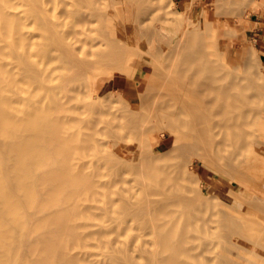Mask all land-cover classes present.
I'll use <instances>...</instances> for the list:
<instances>
[{
    "label": "bare ground",
    "instance_id": "1",
    "mask_svg": "<svg viewBox=\"0 0 264 264\" xmlns=\"http://www.w3.org/2000/svg\"><path fill=\"white\" fill-rule=\"evenodd\" d=\"M109 1L0 0V264H264V231L246 224L257 216L243 215L241 204L232 206L235 214L213 212L205 177L195 168L200 158L234 178L239 190L248 181L240 174L257 150L247 148L263 142L253 132L262 110L253 90L252 79H262L255 51L249 59L242 47L251 68L243 62L249 77L241 73L240 83L238 70L229 72L234 77L225 66L220 22L212 21L217 36L207 34L214 27L205 21L214 15L206 9L209 27H186L188 36L174 41L166 26L147 33L141 15L128 24V4L111 27L104 13ZM194 1L189 14L199 6ZM221 1L214 0L215 12L231 8L225 16L234 18L264 7V1L232 0L233 9ZM173 21L168 25H181ZM132 41L139 53L161 57L162 86L140 92L130 121L102 137L94 130L103 112L98 104L89 103L91 116L82 113L80 120L72 102H80L88 85L101 89L104 80L89 83V70L121 60L117 49ZM159 126L158 153L151 141ZM244 202L254 214L264 212L263 192Z\"/></svg>",
    "mask_w": 264,
    "mask_h": 264
},
{
    "label": "rangeland",
    "instance_id": "2",
    "mask_svg": "<svg viewBox=\"0 0 264 264\" xmlns=\"http://www.w3.org/2000/svg\"><path fill=\"white\" fill-rule=\"evenodd\" d=\"M222 1H221V4L223 3ZM258 1L263 2L264 0H258ZM193 2L195 1L194 0H110L108 3L104 4V13L107 19L106 23L109 22L108 25L110 24V21L108 20L110 18L111 19L110 26L113 24L111 27L114 28V26H116L117 20L124 18L123 13L121 11L122 6L124 4H128V6L131 7V10L129 12L131 13V15L127 19L128 20L127 23L129 22L128 24L135 23L136 20H138L139 16L141 15L142 18L145 19V23L143 25L147 27V33L150 34L152 29L156 30L158 28H163L166 26L170 28L171 35H174L173 37L171 35L170 36L175 41L176 39L177 40L179 39V36L180 37L188 36V34H186L188 33V31L183 30V29H186V27L187 29L190 30V29H193L192 27L194 26L198 27V23H200L199 25L200 27L206 26V25H203L204 24L203 21H205L204 11L206 9L208 13L214 15L213 18L212 17L208 18V21H209V22L207 21L208 23L205 21L206 24L214 27V28L211 27L212 29L210 30L208 28L207 34L210 33L212 35L213 33H215V36H217L220 32H222L221 30H223V32L226 31L225 33H227V36L225 35V37H224L225 33L223 34L222 32L223 34V35L221 34L222 37L219 34L220 36L219 41L222 43V46H223L222 52H224V50L225 51L227 50L226 55H224L223 53V56H226L225 66L227 67L228 73L229 72L231 73V70L232 72H235L236 70H238L236 71L237 72L236 74L235 73H232V74L229 73V74L232 76H234L235 74L237 76V79L240 81V83H241L242 75L245 74L246 75V77L244 75L245 78H247V76L249 75L247 68L249 69L251 68L249 59L253 57L250 56V53H248V51L249 50L255 51L253 52V55L255 57L257 56L256 58L257 62L260 61V63L258 62L256 64V62L254 61L252 62V64L253 65L256 64L257 69L261 71V72L260 71L258 72L262 74V75L260 74L262 76L260 78L262 79L260 80L258 78L259 81L257 80V77L259 76L258 72L257 70L255 71L253 69V71L257 73L256 74L257 77L255 78L257 81L252 79L253 83L255 82L254 84L255 89L253 90L256 96L258 93L259 97L257 96L258 97L257 101H258V105L260 106V109L262 110L257 113V116L254 119L253 132L259 133L257 134V136L263 142L261 143L259 139L260 143L259 145L257 144V146H260V147H257L256 145L253 144L247 148L249 150L252 146H254L255 151L257 150L256 151L257 154L254 155L251 153L252 155L251 156L249 155L250 153L248 151L247 152L249 154L245 153V154H248V156L251 159L250 158L248 159L245 155L247 160L245 161L246 163H245L244 168L246 167L248 168H246V170L244 169V171H242L240 175L243 176V178H241L242 180H245L246 178H248L245 181L248 180L249 182L248 181H247L248 183L245 182L246 184L243 183L244 186L241 187V190L237 189L235 187L236 182L234 178L227 176V174L225 173L220 172L214 166H212V164L211 165L208 164L207 161L204 159L197 158L195 168L200 171V174L203 177H205V179H203V187L205 188V192L207 196L206 198H208L209 200V196H211V198L213 197V200L211 202L213 203L212 205H214L213 207H211L213 209V210L211 209L213 212L218 211V209H221V210L223 209L224 211L228 213L235 214L238 211L235 207H232V206L234 205L238 206L241 204V208L243 207L241 209L243 213L242 212L241 213L243 215L247 217L257 216V218H255L256 222L246 223L247 227L251 229L253 232H260V230L264 231V212L256 211V213L254 214L253 207L252 206L250 207V205L245 204L244 202L248 197H252L253 195H256L257 192L260 194L262 192L264 193V191L259 192V190L264 189V183H262L264 182L262 181L264 179V145H263L264 137L261 138L262 134H264L263 132L264 128L262 130L263 133L258 132L262 129V126H264L263 124L264 123V48H263L264 44L261 42L262 33L264 32L262 30L264 29V24L262 23L264 22V7L261 6L256 11L249 9L251 11L247 12L246 10L245 11L246 13L245 12L243 13L242 12L243 9H242L241 13H243V15L238 16L237 14L236 15L237 17L234 18V16L232 15L229 16V14L233 10L231 11L230 10L231 8L227 9L226 7H224V5L225 6L230 5L232 3V0L231 1L228 0V2L226 1L228 4L227 3L225 4V2L223 3L224 4L223 7L226 8V10L228 11V12H225L224 10L225 14L223 15L221 11L218 12L219 9L217 10V12H215L216 9L212 7L214 0H197V3H198L197 5H199L198 8L194 10V13L189 14L188 7L190 4L192 5ZM219 6H222L220 5V2H219ZM231 6L233 7V5ZM231 6H228V7H231ZM235 12H233L234 13L233 15H235ZM249 12L252 14V16L247 14ZM227 13L229 14L225 16ZM178 18L181 19V25H180L181 27L179 25L177 26L176 24L173 26L170 24H169L170 26L168 25L167 20H169V23L173 24L175 23L173 20L178 19ZM61 19H64L67 21L71 20L69 15H66V16L62 15ZM227 20H233L234 27H232L233 25L231 27H227L226 25L227 23L225 24ZM212 21H216L218 23L220 22V27L217 28V30H220L218 31L219 33L215 29V25H214L215 23L214 22L212 23ZM165 22H167V25H165ZM189 23L191 24V26ZM31 28L34 29V26L31 25ZM148 30L150 31L148 32ZM213 30H215L216 32H213ZM183 31L185 32V34L181 33ZM100 33L101 31L97 30L96 32L92 33V36L97 37L100 35ZM210 37L209 38L212 39V37L214 36L212 35ZM92 38L93 37H89L86 39L84 38V39L85 41H88L90 43L91 42L90 40H92ZM148 42L154 43L157 41H154L152 38H149ZM137 43L138 42L136 41L131 42L132 47L135 46L134 48L137 49L138 53H135L134 48L129 47L131 46L130 44L128 47H121L117 49L118 52H120L122 55L121 60L113 61L110 64H105V62L98 63L94 67H92L89 70V73L87 76L89 83L90 82L95 83L97 80H104V84L102 85L99 91H95V89L93 88V86L91 87V85H88V87L87 86L84 87L81 94L77 95V97L80 96L79 97L80 102L74 101L76 104L75 106H73L74 102H72L71 107L73 108L77 107V108H74V110H76L75 113L78 112L80 116V120L83 117V115H81L82 113H84V116H85L83 118H86V116L89 117V115L91 114L89 103L91 104L92 102H96V104H98V107L103 112L100 113L98 111L99 113L97 114H99V116L94 113H92V115L94 116L97 115L94 130L98 131L102 137L108 138L109 135L114 131L115 127H117L118 125H124L128 121H130L131 115L129 112L134 107L137 106V103L140 100V92H142L143 94H146L144 92L157 91V89L161 88L162 86V81H160L157 76V71H158L157 64L159 61H161V57L158 55L153 56L151 52L149 51L143 52L142 50L141 53H139L140 51L138 49H141V45ZM158 44L159 42L155 43L156 46H158ZM226 45L228 46L227 48H226ZM229 46H231L230 49H229ZM253 46L255 47L253 48ZM242 47H245L247 49L249 48L246 54L247 56H250L248 57L249 59L246 58V56L243 53L245 50L241 52V50L243 49ZM243 62L247 64L246 65L247 68L246 67L243 68L244 66ZM258 64H260V66H258ZM18 65H19V68L22 70V65L19 63ZM244 69L245 71H247V73L243 72ZM22 75H23V72H22ZM245 87H246V84L244 88ZM255 90L257 93L255 92ZM250 91L252 92V90ZM77 105H79L80 108ZM77 115H75V117ZM75 124H78V123H75ZM161 130H163V126H159L158 128L155 129V132H154V135L151 141V146L157 149V151L159 149L157 146L160 141L157 132ZM173 139L174 137L170 135V133L168 132L166 141L171 142ZM165 147L166 146H163L162 149H165ZM253 150H251V152ZM159 152L160 151H158V153ZM192 158L193 157L189 156L184 159H185V162L190 163ZM242 158H244L243 155H242ZM190 168L191 167H189V169ZM257 179L258 180L262 179L261 184ZM196 181H198L197 183H200L201 180L197 179ZM247 184H249V187L247 186ZM250 187H251V190H250ZM228 189H231L233 193H231V191H228ZM236 195H238V197ZM239 197H241L243 200L239 199ZM211 198H210V201H211ZM212 211L211 213H213ZM258 221H261V222H258ZM113 239H114V244L118 245L119 238L113 237ZM116 255L118 257L120 256L119 253H116ZM100 258L102 261L105 260L102 255L100 256ZM107 264H114V263H111L110 260L108 259Z\"/></svg>",
    "mask_w": 264,
    "mask_h": 264
},
{
    "label": "crops",
    "instance_id": "3",
    "mask_svg": "<svg viewBox=\"0 0 264 264\" xmlns=\"http://www.w3.org/2000/svg\"><path fill=\"white\" fill-rule=\"evenodd\" d=\"M264 24V22H262ZM264 31V29H262ZM261 42L264 44V32L262 33V39H261ZM263 48H264V45H263Z\"/></svg>",
    "mask_w": 264,
    "mask_h": 264
}]
</instances>
